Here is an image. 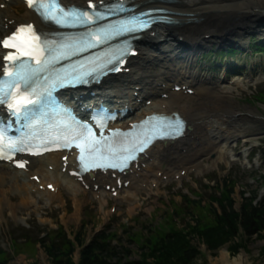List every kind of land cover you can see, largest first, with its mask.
<instances>
[{"label":"rangeland","instance_id":"obj_1","mask_svg":"<svg viewBox=\"0 0 264 264\" xmlns=\"http://www.w3.org/2000/svg\"><path fill=\"white\" fill-rule=\"evenodd\" d=\"M214 2L218 3V1ZM21 14L22 12H19V15ZM236 18L230 17L228 20L234 21ZM254 19L250 23L257 22L256 18ZM249 37L245 36L240 40L245 44L242 46L223 45L211 40L205 44L203 52L196 61H202L203 55L209 53L207 51L211 46L222 50L233 48L244 51L248 47ZM252 37L263 38L264 33ZM250 42L251 38L249 45ZM242 57L246 61L249 59V56H240L237 53L232 57H224L220 68L216 67L220 62L213 64L206 58H204L206 64H202L201 68L199 65L194 67L196 74L207 82L224 79L222 73L227 67H243L245 75L251 72L249 85L245 83V79L240 80L238 84L233 83L229 75L225 80V86L233 90V101L240 109H246L252 114H243L247 117L239 123L241 126L234 125L235 129L229 128L227 131L226 127L217 125L218 130L222 128L226 130L220 136H224L227 141L221 142V139L216 141L218 150L225 151L222 152L225 155L224 161L214 164L213 159L206 155L201 159L197 157V161L201 163L199 168H195L196 170L192 171L193 168H190L189 174L180 176V179L173 178L179 171L174 170L168 180L159 181V185L152 188L150 187L153 178H150L149 184L143 183L136 187L137 195L134 194L136 189L129 194L122 191L116 198L100 197L88 191H79L75 202L73 188L76 187L67 189V185L62 183L61 196L53 194L55 197L51 203L45 200L43 202V197L47 196H40L34 190L28 192L32 196L30 204L28 202L26 205L17 206L20 204V197L7 199L4 202V214L2 217L0 215V252L2 253L0 264H50L43 246L37 243L38 239H43L44 242L56 240L59 244L64 237L74 244L79 238L86 245L97 233L109 238L107 243L120 253L121 261L155 264L154 259L147 256L156 248L160 239L173 231L189 234V227L193 226L197 229L199 220L201 223L198 228L211 225L213 218L208 212L209 208L212 210L210 204L214 200H222L227 192L231 191L229 197L236 211L244 203L243 199L251 200L254 205L264 197V53L251 56L248 65L240 60ZM138 58L139 56L133 61L136 62ZM157 64L161 66L160 61H154V65ZM215 68L217 72L214 71ZM256 68L258 71H255ZM236 77L244 76L236 75ZM212 141L214 142V139ZM162 167L165 168V164ZM152 175L155 176V171ZM143 186H145L144 190ZM4 188L8 189L5 186ZM7 191L14 192L10 188ZM39 197L42 198L38 199ZM6 202L19 207L15 216H12ZM201 215L205 218H201ZM240 240L242 244L237 245V253H235L230 245L211 252L193 239L192 244L196 245L199 252V258L193 264H221L218 258L222 251L227 253L229 264H234L237 257H244L250 264H264L262 240L259 238L246 240L242 236ZM238 242L237 239L236 243ZM75 248L77 247H74L71 259L73 264H78L80 249Z\"/></svg>","mask_w":264,"mask_h":264},{"label":"bare ground","instance_id":"obj_2","mask_svg":"<svg viewBox=\"0 0 264 264\" xmlns=\"http://www.w3.org/2000/svg\"><path fill=\"white\" fill-rule=\"evenodd\" d=\"M95 1L107 3L111 0ZM95 1L91 0V3ZM128 1H131L135 5H141L140 11L158 8L169 11L170 14L167 16L171 18L174 24L159 27L158 35H155V37H152L149 33L143 35L138 46L140 57L136 62L133 61L128 66L131 75L105 82L100 89V98H105L109 92L113 96L125 95L129 90L130 94L128 95L137 92L140 97H151L148 99L151 100V106L146 107L144 104L141 105L139 114H137L135 120L154 111L167 114L178 113L185 119L189 127L185 138L172 144H156L148 152V157L144 158L137 168L133 166L131 173H128L126 177H122L123 181H129V185L126 190L124 188H121V190L129 194L138 185H142L143 183H146L145 185L149 184L148 180L150 178H153V184H150V188L158 186L160 182L157 179V174L159 172H162L161 175L170 176L174 170L178 169V173L174 174V178L177 177V179H180V176L188 175L190 168H193L192 171H194L196 170L195 168L200 167L201 162L197 161V157L201 159L206 155V157L213 159L212 163L214 164L224 161L225 155L222 153L224 150H218L216 141L221 139V142H226V138L220 135L225 133L226 130L228 131L229 128L235 129V126L240 125L239 123L247 117L243 114L251 115L252 113L246 109H240L237 103L233 101V90L225 86V75L224 79L220 78V81L210 83L198 76L194 67H196V59L203 52L205 44L210 42L207 39L209 36L223 45H245L240 42L242 35L255 31L256 25L264 23V20L255 22L254 24L249 21L251 19L250 15L254 14V18H256L259 16L256 13L264 12V0H232L231 2H223L221 0H171L174 3L162 2L161 0ZM214 1H218V3ZM61 3L68 6L73 5L85 8L89 0H61ZM0 5H2L0 7V40L14 30L16 26L22 24L34 23L37 27H42L33 14L19 0H0ZM19 12H22V14L19 15ZM230 17L237 18L234 21H230L228 20ZM256 28H261V31H264V26H256ZM234 38H237V40H233ZM159 40L161 41L159 42ZM213 49L217 52L228 50L211 46L207 52H214ZM234 50L238 51L240 56H249L247 61L243 60V57L240 58L246 65H248V61L250 63L251 56L264 53L258 52L250 48V46L244 49V51ZM156 60L161 62L158 70H154L152 66ZM239 68L244 72L243 67ZM249 74L251 75V72ZM244 76L249 78L234 77L232 82L238 84L240 80L245 79V83L249 85L250 76L248 74ZM207 78L211 80V78ZM177 85L186 88L184 91H172L173 87ZM187 91L190 94H186ZM159 94H167V99L155 102L154 97ZM115 99L120 98L116 96ZM217 125L226 127V130L214 129ZM212 139H214V142ZM59 157L60 155L55 154L31 159L28 174L0 164L1 217L5 210L4 202L7 199L11 200L14 196L20 197V204L17 206L26 205L28 202L30 204L32 196L28 192L32 190L40 196H47L43 197V202L45 200L51 203L55 196L46 190L43 192L39 191V186L45 187L47 184L55 186L57 189L56 195H61L59 191L62 183L67 185V189L76 187V189L73 188V196L76 200L79 191H84V189L68 178L67 174L61 173L62 164H60ZM163 164H165V168L162 167ZM180 167L181 169H179ZM153 171L156 174L154 177L152 175ZM33 176L39 178V184L30 181L29 178ZM69 184L72 186H69ZM86 184L89 186L90 192H93V187L98 185L99 189L97 192L99 191L98 194L101 197L109 195L104 190L105 185L116 186L115 181L108 174L92 176L86 180ZM4 186L12 189V191L14 190V192L9 193L8 189L6 190ZM144 188L145 186H143V190ZM140 189L142 191V187ZM97 192H95V195ZM134 192V194H138L137 189ZM22 194H25V196ZM132 194L130 195L132 196ZM40 198L42 197L38 199ZM7 206L12 216H15L19 207L13 203H7ZM228 258L227 253L222 251L218 261L221 264H229ZM234 264L250 263L244 257H237Z\"/></svg>","mask_w":264,"mask_h":264},{"label":"trees","instance_id":"obj_3","mask_svg":"<svg viewBox=\"0 0 264 264\" xmlns=\"http://www.w3.org/2000/svg\"><path fill=\"white\" fill-rule=\"evenodd\" d=\"M260 42L259 45L256 43ZM250 48L264 52V39L259 41L251 38ZM209 52L207 57L211 62L217 58L230 57L238 51L228 49L224 52ZM226 181L224 182V186ZM231 192V191H230ZM230 192L223 196L222 200H214L210 204L209 213L212 216L211 225L206 228H198L201 221H198L197 229L189 227V234L183 232H171L160 239L156 248L147 256L154 259L155 264H193L199 258V252L192 240L203 244L206 249L215 252L226 245L237 253V245L242 244L240 236L246 240L259 238L264 243V197L252 205V201L243 199L238 211L229 197ZM254 203V202H253ZM214 205H217L214 207ZM201 218H205L201 215ZM237 239L239 240L238 244ZM108 237L103 234H96L88 243L84 244L76 239L74 244L62 237L58 244L55 241L44 242L38 239L37 243L43 246L50 264H73L74 247L79 248L78 264H145L139 262H124L119 258L120 253L109 245ZM75 248V249H77ZM155 252L157 253L155 255ZM2 253L0 252V255ZM262 254L264 256V245Z\"/></svg>","mask_w":264,"mask_h":264},{"label":"snow or ice","instance_id":"obj_4","mask_svg":"<svg viewBox=\"0 0 264 264\" xmlns=\"http://www.w3.org/2000/svg\"><path fill=\"white\" fill-rule=\"evenodd\" d=\"M25 4L34 11L44 22H51L56 24L59 27H73L77 25H85V24H91L94 23L95 20H93L90 17V14L88 11L80 10L76 8H66L62 6L61 0H24ZM2 7V5H0ZM89 7L95 9V5L91 3V0H89ZM95 17L96 20L102 19L103 14L97 9L95 11ZM87 18V19H85ZM148 24L145 22H141L140 28L147 27ZM126 31H136L138 29L135 28H129L125 29ZM14 41H22L28 44H31L32 41H41V34L38 33V31L34 28L32 24L27 25H19L9 36H6L4 39L0 40V47L2 48H13L16 49L21 56H32L31 51H23L19 47V45ZM45 44L49 43V41L44 40ZM66 48L69 50L73 48V45L68 44L65 45ZM43 51V49H41ZM49 53L52 51L51 48L48 49ZM73 54L71 51L62 53L65 58H67L68 55ZM131 54H135L134 52ZM35 58V57H33ZM4 60L6 61H12L13 66L17 68H21L24 66L25 62L20 61V56L15 55L11 52L5 54ZM19 61V63H16ZM37 64L42 63L41 60H36ZM5 69H7V65L4 66ZM114 70H119L114 69ZM7 75L14 76V79L12 83L9 85V87H16L19 82H24L25 84L28 81V76H26L23 72H16V73H6ZM9 93L4 92L3 88H0V104L6 103L4 97L8 96ZM22 98H18L16 103L19 104L21 102ZM29 103H32L29 101ZM26 109H21L19 111H13L12 115L20 116L25 115ZM155 119V118H153ZM165 127L172 129L169 132H162V135L159 137L161 139L165 138H175L182 134V121L179 119L175 120L173 123H170L166 125ZM73 139H78L79 142L75 144L76 147L80 148L81 155L79 157V160L82 164V171L89 170V160L92 161L93 167H99V168H120L123 170L124 167H127V161L129 159H134L133 156H126V157H116L115 153L111 151L110 146L108 143H103L100 140H97L95 138V135L92 133L90 129L85 128L79 137H73ZM4 137L3 135H0V146L3 144ZM70 145L69 141H65V147H68ZM147 147V141H143L140 144L139 150L143 151L144 148ZM106 148H109V155H104V151ZM21 151L23 149H20ZM121 151H124V149H121ZM87 152V157L85 156V153ZM2 158V156H0ZM117 159H120V163H116L115 161ZM98 161H107V163H99ZM19 167H23V163H18Z\"/></svg>","mask_w":264,"mask_h":264},{"label":"water","instance_id":"obj_5","mask_svg":"<svg viewBox=\"0 0 264 264\" xmlns=\"http://www.w3.org/2000/svg\"><path fill=\"white\" fill-rule=\"evenodd\" d=\"M256 14L259 15L258 17H256V21L257 22L264 20V12H260V13H256ZM250 17H251V19L249 21L255 20L254 19V17H255L254 14H252V16L250 15ZM256 26H258V27L264 26V23L263 24L261 23L260 25H256ZM256 26H255V31L254 32H248L246 35H242V37L264 33V31L258 30V28H256Z\"/></svg>","mask_w":264,"mask_h":264}]
</instances>
